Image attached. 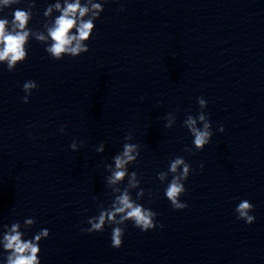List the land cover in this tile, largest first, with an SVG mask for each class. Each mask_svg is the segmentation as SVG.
Segmentation results:
<instances>
[{
  "label": "clouds",
  "instance_id": "clouds-1",
  "mask_svg": "<svg viewBox=\"0 0 264 264\" xmlns=\"http://www.w3.org/2000/svg\"><path fill=\"white\" fill-rule=\"evenodd\" d=\"M18 2L19 0H2L5 6ZM56 7L59 9L60 6L56 5ZM92 7L94 9H100L101 6L99 4H93ZM87 12L88 9L81 7L79 0H77L74 4H67L63 9L62 15L56 19L55 27L49 30V35L54 43L47 49L56 59H60L63 53H70L75 56L81 52L88 51V48L82 45L81 42L87 40L93 30L91 20H81L76 28L77 34L69 35L70 30L77 24V13H79V17H83ZM29 16V12L16 9L13 13L12 20L13 31H9V21L7 19H0V45H3L0 48V61H7L9 70H12L18 61L25 59L26 53L23 45L29 33L24 29L29 20ZM38 39L44 40L45 37L41 35ZM73 42H75V46H72ZM36 87L37 84L34 81H27L23 85V89L27 93H30V90ZM22 102H29L27 96L23 97ZM199 104L203 107L206 101L201 98L199 99ZM198 119L203 122L202 130L196 127L197 119L191 116L185 121V124L194 136L196 148L202 150L205 145L210 143L212 133L209 131L210 120L206 118L205 114H199ZM170 126V123L166 125V127ZM61 131H63V128H61ZM219 131L223 132L224 128L221 126ZM125 138L131 139V135ZM71 148H76L75 142L72 143ZM100 150L102 151L103 149L101 148ZM136 150L137 146L134 144L123 145L122 153L114 157L115 170L109 178L110 183H116L125 177L127 171L125 165L135 161L139 155L138 152L135 156L133 155ZM185 151H189V149L185 148ZM181 166L182 170L178 172V168H181ZM203 167V164H201V170H203ZM190 168L191 166L185 163L182 158H176L170 164L169 172L173 176L165 189V196L174 210H183L188 207L186 202H181L180 197L186 192L184 182L190 175ZM166 175L167 173L160 172L158 173V178L163 180ZM135 176L136 172L133 171L131 177L134 179ZM129 183H132V181ZM142 191L138 195H142ZM253 208V204L248 200H242L235 209L237 219L243 220L249 225L252 224L255 217L249 213L253 211ZM117 216H119V221L116 220ZM156 216L157 213L133 201L128 192L125 191L116 197L115 203H113L110 211H101L98 217L89 219L88 223L90 227L82 228L81 231L86 233L101 232L107 220L108 222L118 223L131 221L136 228L147 232L157 227ZM28 223H32V221H28ZM159 226L163 227L162 224ZM49 234L48 229H42L35 235L34 240L22 241L21 234L16 231V226H13L12 233L4 237L6 241L4 248L11 250V254L7 257V264H41L40 257L38 256V253L41 252L39 242L41 241V237H49ZM124 235L125 232L120 227L113 228L111 232V246L120 248L123 245L122 237Z\"/></svg>",
  "mask_w": 264,
  "mask_h": 264
}]
</instances>
